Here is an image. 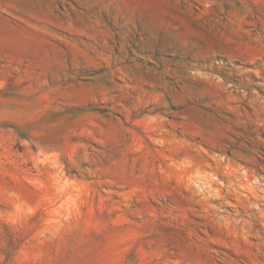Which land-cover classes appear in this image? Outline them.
I'll use <instances>...</instances> for the list:
<instances>
[{"label": "rangeland", "instance_id": "obj_1", "mask_svg": "<svg viewBox=\"0 0 264 264\" xmlns=\"http://www.w3.org/2000/svg\"><path fill=\"white\" fill-rule=\"evenodd\" d=\"M0 264H264V0H0Z\"/></svg>", "mask_w": 264, "mask_h": 264}]
</instances>
